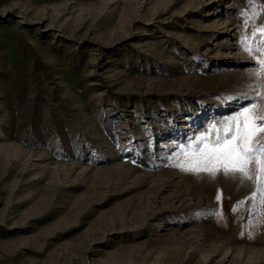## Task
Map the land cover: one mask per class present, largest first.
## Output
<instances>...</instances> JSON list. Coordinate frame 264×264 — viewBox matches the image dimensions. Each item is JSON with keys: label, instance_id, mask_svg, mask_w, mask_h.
Masks as SVG:
<instances>
[{"label": "rangeland", "instance_id": "374dc122", "mask_svg": "<svg viewBox=\"0 0 264 264\" xmlns=\"http://www.w3.org/2000/svg\"><path fill=\"white\" fill-rule=\"evenodd\" d=\"M259 11L0 0V264H264L255 181L177 166L260 102Z\"/></svg>", "mask_w": 264, "mask_h": 264}, {"label": "snow or ice", "instance_id": "6c2138e0", "mask_svg": "<svg viewBox=\"0 0 264 264\" xmlns=\"http://www.w3.org/2000/svg\"><path fill=\"white\" fill-rule=\"evenodd\" d=\"M253 8L249 20L260 17L259 26H254L251 38L255 40V52L259 55V69L254 72L258 79L257 88L264 90V2L248 0ZM248 23V20L245 21ZM250 55L253 48L246 45ZM253 89L260 102L250 103L235 115L221 122V127L215 129L217 136L210 139L207 136L198 137L194 144L188 147L193 149V155L177 165L182 171L193 174L206 173L215 178L218 173L226 177L239 174L256 183V192L264 203V91ZM215 127V126H214ZM204 145V147H200ZM256 193L253 194L255 199ZM219 198V197H218Z\"/></svg>", "mask_w": 264, "mask_h": 264}, {"label": "trees", "instance_id": "16d2710c", "mask_svg": "<svg viewBox=\"0 0 264 264\" xmlns=\"http://www.w3.org/2000/svg\"><path fill=\"white\" fill-rule=\"evenodd\" d=\"M32 137L35 139V136L34 135H32ZM29 143V142H28Z\"/></svg>", "mask_w": 264, "mask_h": 264}]
</instances>
